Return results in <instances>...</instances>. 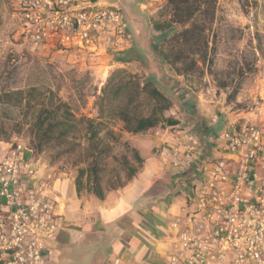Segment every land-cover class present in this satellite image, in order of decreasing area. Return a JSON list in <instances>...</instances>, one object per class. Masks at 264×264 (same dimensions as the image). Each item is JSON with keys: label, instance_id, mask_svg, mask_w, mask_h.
I'll list each match as a JSON object with an SVG mask.
<instances>
[{"label": "built area", "instance_id": "1", "mask_svg": "<svg viewBox=\"0 0 264 264\" xmlns=\"http://www.w3.org/2000/svg\"><path fill=\"white\" fill-rule=\"evenodd\" d=\"M18 5L22 41L72 66L114 67L110 58L130 46L127 18L117 4ZM226 109L223 114L232 107ZM216 139L218 154L208 157L199 134L181 125L171 129L169 165L181 173L196 168L198 177L192 200L172 222L174 251L167 264H264V120H230ZM60 173L24 142L9 143L0 161V264H46L53 254L48 245L64 225L54 186Z\"/></svg>", "mask_w": 264, "mask_h": 264}, {"label": "rangeland", "instance_id": "2", "mask_svg": "<svg viewBox=\"0 0 264 264\" xmlns=\"http://www.w3.org/2000/svg\"><path fill=\"white\" fill-rule=\"evenodd\" d=\"M106 1L116 3L127 18L131 35L128 50L133 48L130 57L135 60L126 67L87 69L78 64L72 66L60 55H47L27 46L20 38L19 0H0V95L36 90L30 106L16 96L8 103L0 99L2 142L22 141L32 148L34 119L48 98L70 103L77 116L96 117L97 97L109 76L123 68L141 76L142 80L151 72L157 74L159 83L170 88L172 100L183 108L181 126L193 130L201 138L207 137L205 130L210 128L215 135L212 142L217 141L216 138L227 130L230 120L240 123L247 119L264 120V0H217L215 20L207 31L208 58L204 63L194 57L198 68L187 77L178 75L162 59L159 50H155L161 41L160 34L153 30L152 21L165 19L161 11L169 0ZM202 103L213 107L206 124L198 111ZM229 105L231 111L223 114ZM166 115L172 116L171 112ZM214 116L219 118L217 123L212 120ZM125 139L126 135L122 141ZM113 151L119 156L125 154L121 147ZM30 157L27 154V158ZM39 159L57 170H64L67 178H76L77 165H82L78 157L53 148H44ZM104 185L109 188L106 180ZM191 190H183V194L189 195Z\"/></svg>", "mask_w": 264, "mask_h": 264}, {"label": "trees", "instance_id": "3", "mask_svg": "<svg viewBox=\"0 0 264 264\" xmlns=\"http://www.w3.org/2000/svg\"><path fill=\"white\" fill-rule=\"evenodd\" d=\"M216 3L217 0H169L161 11L165 19L152 21L153 30L160 34L161 41L155 50H159L162 59L178 75L187 77L198 68L196 56L206 62L207 31L215 20ZM133 52V48L124 50L114 61L127 64L135 60L130 57ZM159 82L158 75L152 72L142 80L141 76L124 68L114 71L95 101L98 115L91 118L77 116L70 103L60 98H48L34 119L33 154L39 159L44 148H53L78 157L82 163L77 165L75 179L78 193L87 191L103 200L105 180L108 189L126 187L143 169L144 160L128 141H122L124 133L138 136L158 127L180 124L175 117L166 115L174 108L175 101L168 92L170 88ZM35 92L31 89L26 93H3L0 99L8 103L16 96L30 106ZM115 147H121L125 154H115Z\"/></svg>", "mask_w": 264, "mask_h": 264}, {"label": "crops", "instance_id": "4", "mask_svg": "<svg viewBox=\"0 0 264 264\" xmlns=\"http://www.w3.org/2000/svg\"><path fill=\"white\" fill-rule=\"evenodd\" d=\"M111 58L108 63L116 66ZM198 107L206 124L213 107L203 103ZM182 111L179 103L170 111L180 121L178 125ZM172 128L158 127L138 136L124 133L143 158V169L122 189L105 187L103 200L87 191L78 193L76 178L61 173L54 186L62 203L64 225L48 245L53 254L46 264H167L174 251L172 222L192 200L198 177L196 168L181 173L169 165L165 147ZM205 132L203 145L212 157L218 154L216 141L212 142L215 135L210 128ZM9 143L0 140V161ZM186 189H192L189 195L183 194Z\"/></svg>", "mask_w": 264, "mask_h": 264}]
</instances>
